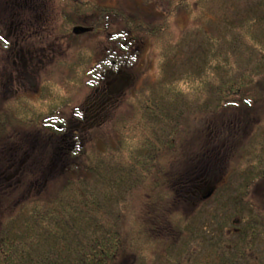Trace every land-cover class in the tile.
Here are the masks:
<instances>
[{
  "label": "trees",
  "instance_id": "1",
  "mask_svg": "<svg viewBox=\"0 0 264 264\" xmlns=\"http://www.w3.org/2000/svg\"><path fill=\"white\" fill-rule=\"evenodd\" d=\"M239 1L56 0L61 34L85 26L123 47L153 44L154 81L129 92L114 140L88 148L68 108L93 51L56 62L37 95L3 105L0 169L24 183L41 149L49 163L59 151L70 162L57 177L45 167L50 188L13 206L19 190L0 182V264H264V0ZM207 121L216 126L204 141ZM212 171L226 180L193 205ZM250 240L261 251H238Z\"/></svg>",
  "mask_w": 264,
  "mask_h": 264
},
{
  "label": "rangeland",
  "instance_id": "2",
  "mask_svg": "<svg viewBox=\"0 0 264 264\" xmlns=\"http://www.w3.org/2000/svg\"><path fill=\"white\" fill-rule=\"evenodd\" d=\"M238 3L244 5L246 1L240 0ZM186 23V18L181 16L174 22L173 28L176 32H180ZM61 26V11L56 0L0 2V110L7 101L19 99L23 95H37L38 89L35 87L41 86L56 62L73 58L76 51L82 49L87 53L93 51L95 58L87 67L89 72L82 77L84 89L74 95L76 99L68 108V118L78 127L83 126L89 131L88 135L80 137L82 147L98 145V139L112 142L114 131L111 124L115 115L127 110L126 100L129 92L143 88L144 85L154 81L152 78L155 71L153 64L155 56L152 55L153 44L145 40V44L134 42L132 45L128 44L123 47V37L112 38L110 34L97 33L80 34L77 38H73L70 33L61 34ZM195 42L190 43V46L182 53L180 62L183 65L187 64L188 59L197 56L196 47L200 39ZM28 54L34 59L27 69L32 82L30 83L27 78H22L18 82L16 74L13 73L14 63H17V69L21 72L23 60L29 59ZM188 62L190 64V61ZM72 71L70 69L69 72L67 71L69 74L66 72L64 74L69 78H74L75 74ZM58 72L60 73L57 75L59 80L63 72L60 68ZM58 80L53 81L59 83ZM33 84L34 87L30 89ZM207 125L216 126V122L207 121L202 127L203 134L201 135L204 141ZM44 152L41 149L37 157L40 159V166L35 165L38 168L32 171L34 177L26 179L24 183L17 178L16 174H13V167L0 169L2 177H0V182L8 185L10 189L19 190L18 194L7 203L8 205L13 206L19 203L37 190L44 191L50 188L52 182L42 180L45 167L49 165L53 167L50 172L52 177L63 174L64 165L70 162L69 159L63 154L64 159L62 152L59 151L55 154V160L49 163L45 159ZM24 164V169L30 173V162L26 161ZM214 171L205 176L202 185L197 186L198 188L195 189L197 194L198 192L205 193L208 188L218 184L221 175ZM32 181H35V185L30 188ZM17 184L20 185L15 187ZM131 260V257L127 258L124 264H131Z\"/></svg>",
  "mask_w": 264,
  "mask_h": 264
},
{
  "label": "flooded vegetation",
  "instance_id": "3",
  "mask_svg": "<svg viewBox=\"0 0 264 264\" xmlns=\"http://www.w3.org/2000/svg\"><path fill=\"white\" fill-rule=\"evenodd\" d=\"M16 30V29H15ZM29 55V59L26 61V60H23V67H22V70H21V72L17 69V63L15 62L14 63V70H13V73H15L16 74V80L19 82L22 78H27L29 81H30V83L32 82V80L30 79V77L28 76V74H27V69L29 68V66H31L32 65V63H33V61H34V59H32L31 58V55L30 54H28ZM35 66H37L36 64H35ZM33 67H34V65H33ZM12 78H13V75L11 76V80H12ZM17 83V82H16ZM32 87H34V84L32 85V86H30V89H32ZM25 89V88H24ZM35 89H40V86H37V87H35ZM226 180V177H220V179H219V181H218V184L216 183V184H214V186H212V187H210V188H208L207 189V191L204 193H202V192H198V194L197 193H195L194 194V201H193V205H197L199 202H201V201H206V200H208V199H211L212 197H213V195L215 194V192H216V188L222 183V182H224ZM219 195L221 196V197H223V195H224V193H219ZM238 225V223H235L234 224V226H237ZM244 247L243 248H241V249H239L238 251H261V246L263 245L262 243H261V241L260 240H257V241H255V242H253V240H250V241H247L246 242V244L244 243ZM260 246V247H259ZM256 247H258V248H256ZM231 251H235V249H231Z\"/></svg>",
  "mask_w": 264,
  "mask_h": 264
},
{
  "label": "water",
  "instance_id": "4",
  "mask_svg": "<svg viewBox=\"0 0 264 264\" xmlns=\"http://www.w3.org/2000/svg\"><path fill=\"white\" fill-rule=\"evenodd\" d=\"M89 31H90V29H88V28H83V27H74V28L72 29V33H73L74 35L84 34V33H87V32H89Z\"/></svg>",
  "mask_w": 264,
  "mask_h": 264
},
{
  "label": "snow or ice",
  "instance_id": "5",
  "mask_svg": "<svg viewBox=\"0 0 264 264\" xmlns=\"http://www.w3.org/2000/svg\"><path fill=\"white\" fill-rule=\"evenodd\" d=\"M248 103H250V102H248Z\"/></svg>",
  "mask_w": 264,
  "mask_h": 264
}]
</instances>
